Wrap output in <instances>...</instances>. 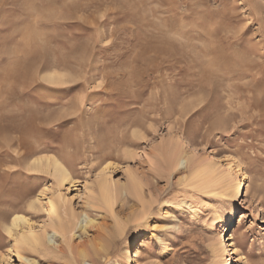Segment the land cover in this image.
<instances>
[{
	"label": "rangeland",
	"instance_id": "rangeland-1",
	"mask_svg": "<svg viewBox=\"0 0 264 264\" xmlns=\"http://www.w3.org/2000/svg\"><path fill=\"white\" fill-rule=\"evenodd\" d=\"M47 156L74 183L31 167ZM229 163L243 197L207 182ZM15 213L53 241L17 256L0 222V264H62L74 215L69 244L97 264H219L233 232L225 264H264V0H0V215Z\"/></svg>",
	"mask_w": 264,
	"mask_h": 264
},
{
	"label": "bare ground",
	"instance_id": "bare-ground-1",
	"mask_svg": "<svg viewBox=\"0 0 264 264\" xmlns=\"http://www.w3.org/2000/svg\"><path fill=\"white\" fill-rule=\"evenodd\" d=\"M57 72L56 73L53 72L51 74H48L47 77H45V78L47 80H49L50 82H55V83L63 82L65 80V79H63L64 74H58ZM70 79H72V78H70ZM131 137H132V135H131ZM196 147L198 148V146H196ZM197 148H194V149H197ZM204 152H206V151L204 150ZM166 154H165V156H166ZM181 154H182V150H180V151H174L173 150V151H171L169 153V156L168 155L166 156V158L168 157L167 163H168V166H169L170 170H175V169L178 168V166L180 165L181 156H183ZM106 156H108V155H106ZM205 157H206V161L207 162L211 161L210 157H208L207 155ZM108 158H110V156ZM216 164L220 165L221 161L218 160ZM31 167L33 169H35V170H42V169L50 170L51 169V173L56 177V179L58 180V183L60 185H64L65 183H68V184L74 183V181H75L74 178L72 177L71 173H70L71 171H69L67 166H65L59 160V158H57L56 156H54V157L47 156L45 158L44 157H42V158L40 157V158L33 159V161L31 162ZM115 168H116V166L114 164L107 165V166H105L103 168L102 171L111 170V169H115ZM206 170H207L206 168L202 169V171L200 173H198L197 176H202L203 177V176L207 175L208 173H210L211 175L214 174V171L207 172ZM227 176L228 177L230 176L232 178V181L234 182V185L232 186V188H233L232 191H233L234 196L235 197H243L244 187L242 186V182H241V180L239 178L238 171L235 170V168L233 167V165L231 163H229V167L226 170H224L220 174V176L217 177V175L216 176L213 175L212 177L207 178L208 179L207 182L213 184L216 181L224 180ZM100 184H102V185H104V184L105 185H107V184L110 185L111 182H109V178L106 176V177H103L102 180H100ZM108 185H107V188L105 190L107 199H109L108 197H109V190H110ZM61 197H62L61 195H58L56 197V198H58V200H57L58 202H56L55 199L50 201V204H51V207H50L51 208V212L50 213L51 214L49 213V216L56 215V216L59 217V210H60V205H61L60 204L61 203ZM41 200L42 199H40V197H38L36 202H38V201L40 202ZM110 200H111V198H110ZM36 202H32L30 204V207L31 208H36V205H35V204H37ZM1 214H3V213H1ZM87 215H88V213H87ZM73 218L74 219H73L72 222H70V225L61 224L62 222L60 224L58 223L59 227L57 226L58 228L55 231L56 233L54 232L56 235H58V237L61 236L64 239V240L61 239V241H63V242L65 241L64 243L67 244L66 245L67 248H65V247L63 248L62 246H60L58 248L59 251H60V254H62V255L58 256V259L65 258V261L62 264H82V263H87V262H91V261H93V262H95V264H97V262L94 259L95 258L94 255L100 256V254L98 252L94 251V254H93V253H91V251L87 247H79V248L74 249V247L69 244L70 239L72 238V235H73V232H72V231H74L73 228H75L74 227L75 224L77 225V222L75 223V221L79 217L74 215ZM0 222H2V224L3 223L5 224L4 225L5 230L7 231L9 236L11 238H13V240L15 242L14 245H15V248H16V252L18 253L17 256H21L19 254V250H27L28 248L32 249L34 251H38V252L39 251L46 252V251H48V249L50 247L49 244L51 243V241H53L52 237H49V239H48L47 236H46V232L47 231L45 229V226L48 225V223H46L42 227L40 226V229H39L40 232H39V230L36 229L34 224L31 222L30 218H28L23 213H15L11 217H8L5 214L4 215H0ZM97 223H98L97 219L90 218L89 215H88L81 222L80 229L83 232L88 231L89 230L88 229L89 226L96 225ZM71 232H72V235H70ZM235 239H236V232H233L230 235V237L228 238V244L227 245H225L226 243L224 241L220 242L218 248L216 249L217 252H218V256L220 258L219 264H225L227 262L226 260L223 259L224 255H225V252H226V248L228 246H235L236 245L235 244ZM52 252H53V250H52ZM141 253H142L141 249H140V247H138L136 249V251H135V254H134L135 258L137 260H138V258H140ZM0 256L4 257L5 254L0 253ZM106 261H108V258H106V260L104 262H106ZM104 262H101L99 264H104ZM52 264H58V262L55 261V260L54 261L52 260Z\"/></svg>",
	"mask_w": 264,
	"mask_h": 264
}]
</instances>
